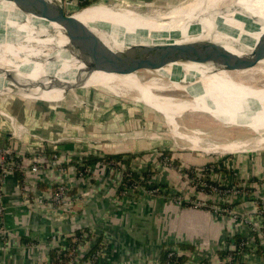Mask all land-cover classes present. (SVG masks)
Instances as JSON below:
<instances>
[{
    "label": "crops",
    "instance_id": "1",
    "mask_svg": "<svg viewBox=\"0 0 264 264\" xmlns=\"http://www.w3.org/2000/svg\"><path fill=\"white\" fill-rule=\"evenodd\" d=\"M102 1L169 9L187 2L186 0ZM9 92L10 90L2 89L0 96ZM50 92L53 93L34 94L39 101L52 103L59 102L65 93L64 90ZM19 99L23 100L6 95L1 98L0 106L2 109L6 108L5 114L19 116L18 121L21 125H15L16 128L13 129L10 125H13L14 119L10 121L8 116L5 121L0 116V146L12 148L26 167L30 165L34 156H44L50 160L49 157L53 153H58L61 158L60 165L55 168H48L47 165L42 167L38 174L29 176L27 186L32 194L40 196L48 191H55L60 183H66L71 190L70 196L74 200V208L72 212L66 214L50 212L24 191L16 173L6 176L0 184L2 203L5 207L4 214L0 217V264H46L47 259H51L53 250L67 249L72 237L79 232L84 234V237L77 247L76 258L72 264H163V254L171 249L178 251L180 257L186 259L183 264H223L222 259L228 254L235 257L234 264H264V243L258 232L252 230L253 224L262 226L264 221L256 203L258 197L264 196L262 185L264 153L239 154L230 159L216 160L223 161L227 171L218 168L207 172L209 177L215 178L211 181L221 185L232 183L235 179L232 175H235V171L239 172L238 183L246 185L244 187L248 195L246 198L227 196L223 202L215 198V203L209 204V208L201 209L181 205L174 200L175 196H180L182 201L186 200L185 202L188 201L186 199L188 197H199V192L196 193L189 181L190 172L182 170L184 167L161 168L157 166L158 160L154 155H151L150 184L158 186L160 193L153 194L145 189L124 195L121 193L123 170L112 166L111 162L88 164V173L86 177L81 178L78 175L79 167L76 160L68 163L70 155L74 153L73 144H60L56 147L42 140L39 142L32 139L29 136V127L38 132L50 131V128L46 127L43 119L28 115L21 104L18 109V103L22 102L15 100L20 101ZM36 107L43 109L40 106ZM103 110L106 111V107H103ZM100 114L98 117L95 114L96 119L95 117L92 119V124L97 123L103 136L115 138L106 145L108 149L114 151L109 155L123 153L121 155L124 161L138 158L137 154L144 148L142 141H134L129 147L128 145L125 147V142L116 139L115 133L121 130L118 119L105 121L103 116L99 118L102 115ZM37 116H40V111ZM63 128L70 126L66 125ZM161 143L174 147L175 142L169 139ZM53 149L58 152H53ZM84 155H87L84 157L85 160L90 155L103 157L108 154L95 152ZM163 156H171L172 159L179 160L181 166L185 165V154L164 155L163 153ZM198 160L203 164L213 163V160H206L207 162ZM188 161L202 165L194 162V158H189ZM20 175L23 179L22 173ZM214 206L227 208L231 213L217 214L212 209ZM54 237H56L55 242ZM238 242L246 243V247L238 248Z\"/></svg>",
    "mask_w": 264,
    "mask_h": 264
},
{
    "label": "bare ground",
    "instance_id": "2",
    "mask_svg": "<svg viewBox=\"0 0 264 264\" xmlns=\"http://www.w3.org/2000/svg\"><path fill=\"white\" fill-rule=\"evenodd\" d=\"M32 1L54 12L61 4V0ZM74 16L105 46L118 51H136L182 40H215L228 50H234V45L245 49L248 44L245 41L264 45V0H189L167 11L155 8L149 12L121 3L114 6L99 3ZM251 20L260 27L256 29ZM253 50L245 49V52ZM81 52L67 25L26 14L12 2H0L1 69L14 70L21 78L35 82L54 80L69 89L67 85L72 84L63 81L77 79L85 69L79 60ZM251 64L254 67L247 70L240 66L197 69L191 65H205L177 62L154 71L165 77L147 81L108 63L87 83L107 95L155 108L169 126L170 136L188 143L192 151L247 153L264 149V63ZM11 86L5 78H0V90H11ZM165 91L180 92L189 99L157 93ZM37 92L43 91L37 88L32 94ZM197 114L210 115L224 127L248 129L260 138L227 142L224 137L222 143L212 144L201 129L191 133L181 131L179 120ZM9 119L15 118L9 116Z\"/></svg>",
    "mask_w": 264,
    "mask_h": 264
},
{
    "label": "rangeland",
    "instance_id": "3",
    "mask_svg": "<svg viewBox=\"0 0 264 264\" xmlns=\"http://www.w3.org/2000/svg\"><path fill=\"white\" fill-rule=\"evenodd\" d=\"M106 0L105 2H107ZM189 1V0H186ZM62 4L65 7V12L69 15L85 10L90 7H94L95 5L99 3H104L102 0H88L89 6H82L83 2H86V0L80 1V0H61ZM118 4L117 2L110 1L108 4ZM134 10H139L141 12H149L155 8L157 9H163L167 11L169 8H161L159 7H152V6H141V5H124ZM247 42V46L245 49H256V48H264L263 44L259 42ZM245 49H239L244 51H239L237 49L229 50L233 52L234 54L245 56L246 60L249 63H258L262 64L264 63V59H259L256 57L251 56L252 52H245ZM194 68L197 69H222L228 66H240L237 62H224L220 63L216 67H213L211 65H205V66H197V65H191ZM132 76L138 78V79H145L150 80L151 78H162L165 77L164 74L158 73V72H152V71H145V72H137V73H129ZM77 79L75 77H72L70 79H66L63 81L64 84L71 83L69 89L76 83ZM68 89V90H69ZM85 91V93H84ZM49 93H53L48 91ZM47 92V93H48ZM159 95H166V96H172L177 97L179 99L188 100L189 98L180 92H172V91H165V92H157ZM168 93V94H167ZM176 93V94H175ZM58 94V93H57ZM60 94V93H59ZM99 94V95H98ZM56 95V94H55ZM101 95V96H100ZM5 96V95H4ZM4 96H0V104H1V98ZM7 96V95H6ZM20 100V99H19ZM16 102H22L18 103L17 106L18 109H20L21 105L22 107H25V112L27 111L28 115L34 116L36 119L41 118L43 119L46 127L50 128L46 131H34L33 128H28L29 130V136L32 139H36L39 142L44 141L46 144L49 143L51 146L58 145H66V144H73L74 148L72 152H76L79 155H81L83 158L87 155H84L86 153L95 154L97 152L100 153H106V154H113L114 151L112 149H108L106 146L108 143H111L110 139L102 135L103 132H101V128L98 127L94 123L92 124V119L96 116L98 117L99 113L100 119L103 116V119L105 121L113 120L114 118L118 119L120 122L121 130L118 133H115L117 136L116 139L118 141L125 142V147L129 144L141 140L143 147L141 152L137 154L138 158H142V161L145 165H147L148 170L151 171V165L152 157L151 155H154L155 158L158 160L157 166L161 168H166V162L168 163L169 169H181L182 170H188L191 174V171L194 169V172L198 170L201 172L205 167H207L209 164L203 162L201 163L198 159L204 160V162H207L206 160H213V163L218 162L222 159H230L233 156H237L239 154H249V155H256L260 153H264V149H260L257 151H251L247 153H237V154H204L200 151H192L189 149V144L185 141H176L173 137L170 136V128L165 122L164 118L160 113L157 112L155 108L147 107L142 104H135L127 100H122L120 98H116L110 95H107L100 90L96 89L95 87L91 86L87 83V85L84 86V88L80 89V93L78 96L77 101L73 104L72 107L69 108V110L66 113L61 114H50L51 112L47 109H40L33 105V103L25 101V100H15ZM113 102V103H112ZM21 104V105H20ZM103 107H106V111L103 110ZM42 108V107H41ZM6 108L3 107V109L0 106V116L5 119V117L2 115L6 113L4 110ZM38 111H40V116H37ZM96 111V112H95ZM116 113H113V112ZM136 111V112H135ZM138 113V115H137ZM26 114V113H25ZM96 114V116H95ZM13 116V115H12ZM14 123L13 125H10L13 129L16 128L15 125L20 126L21 123L18 121L19 116H13ZM72 117V119L70 118ZM76 117V119H75ZM72 120V121H71ZM180 125L182 126L183 132L191 133V130L194 129H201L202 132L207 133V138H209V143L212 144H220L224 140L223 138H227V142H233L238 140H257L260 137L252 133L248 129H232L231 127H224L221 126L218 122L213 119L210 115H186L182 117V119L179 120ZM8 124H10V121H8ZM72 124V125H70ZM70 126V128H63L64 126ZM94 125V127H93ZM186 130H185V128ZM52 128V130H51ZM71 130V131H70ZM74 132V133H73ZM138 133V134H137ZM140 133V134H139ZM115 134H112L115 136ZM222 138V139H221ZM172 140L174 144V147L171 145L162 144L164 140ZM42 140V141H41ZM225 141V142H226ZM251 142V141H247ZM176 148V149H175ZM56 150V149H53ZM58 150V149H57ZM58 152V151H57ZM132 152V151H131ZM163 153L176 155V154H185V165L181 166V164L178 162L179 160L172 159L171 156H163ZM115 154V153H114ZM123 154V153H118ZM202 155V156H201ZM136 156V155H135ZM194 156V157H193ZM175 157V156H174ZM204 159H201V158ZM129 158V157H128ZM189 158H194V162H199L202 165H195L192 162H189ZM198 158V159H197ZM217 158V159H216ZM131 159V158H130ZM129 160V159H128ZM133 161V158L131 159ZM218 160V161H216ZM129 166L131 165V162ZM211 163V164H213ZM177 164V165H176ZM127 166V165H126ZM154 167H152L153 170ZM158 168V167H157ZM232 169V167H230ZM152 172V171H151ZM239 172L235 171V175H232L235 179L232 183H226L227 185H221L222 187H230L234 188L233 190L238 191V187L241 189H244L246 185L238 183L239 181ZM189 176V181L191 182L192 186L195 188L196 193L199 194V197H188L186 198L187 202H192L200 205H211L212 203H215L214 200L217 198L218 200H223L227 196L232 197H244L248 196L245 191L243 193L237 195L236 193H228L226 194L225 191L221 195L219 191H214L213 189H205L204 192L197 191L196 186L194 185L197 181V179H194L193 177ZM200 176L208 183L209 180H215V178L209 177V174L203 173ZM232 177V178H233ZM208 180V181H207ZM262 185L264 186V176L262 177ZM204 182V181H203ZM175 199H181L180 196H175ZM186 201V200H185ZM263 203L264 205V196L258 197V202ZM211 202V203H210ZM258 206V210L261 213V206ZM221 207V206H220ZM213 208H219V206H214ZM264 213V209H263ZM262 215V214H261ZM261 226L253 224L252 230L256 231L259 230ZM258 233L260 234L261 231L259 230ZM262 234V233H261ZM262 242L264 243V235H260ZM254 245V242H253ZM250 246V245H249Z\"/></svg>",
    "mask_w": 264,
    "mask_h": 264
},
{
    "label": "water",
    "instance_id": "4",
    "mask_svg": "<svg viewBox=\"0 0 264 264\" xmlns=\"http://www.w3.org/2000/svg\"><path fill=\"white\" fill-rule=\"evenodd\" d=\"M2 1L14 3L20 11L26 14L43 18L59 25H67L72 38L82 49L79 60L85 65V69L79 73L76 83L68 91L63 89L57 81L50 80V83H48L49 81L35 82L27 78H21L14 70L0 68V78H5L13 85L10 87L9 94L5 95L21 98L47 109L51 113H66L77 101L80 89L84 88L95 72L102 71L108 63L117 66L121 72L127 73L159 71L177 62L211 65L213 67L224 62H237L242 70L254 67L246 60L245 56L234 54L215 40L201 42L182 40L136 51L113 50L105 46L90 30L83 27L73 14H67L62 2L58 5L57 12H54L50 7L43 6L32 0H0V2ZM254 25L256 29L260 27L258 24L254 23ZM241 38L245 39L246 37L242 36ZM234 46L235 49H241L239 45ZM251 56L264 59V49H254ZM37 88H40L43 92L64 90L65 93L59 102L46 103L39 101L36 95L32 94V91Z\"/></svg>",
    "mask_w": 264,
    "mask_h": 264
},
{
    "label": "built area",
    "instance_id": "5",
    "mask_svg": "<svg viewBox=\"0 0 264 264\" xmlns=\"http://www.w3.org/2000/svg\"><path fill=\"white\" fill-rule=\"evenodd\" d=\"M2 115L7 119V115L3 114ZM53 152H57L54 150ZM75 154V155H74ZM71 157L68 160V163L71 160H76L75 162L77 165L80 167H83L84 169H78V175L81 178L86 177L88 173V167L84 165V158L75 152L73 155H70ZM62 157V156H61ZM74 157V159H73ZM50 160H47L44 156H34L31 159L30 165L29 166H24V163H22L19 160V157L15 154L12 148L6 147V146H0V184L1 182L4 181L5 177L8 176L9 174H13L15 172H20L23 175L22 183L21 186L23 187L24 191L27 194H30L32 196V199L36 201L40 206L43 208L45 207L48 211H55L58 214H66L69 212H72L74 208V200L70 196V187L66 183H60L58 187L55 189V191H48L46 194H42L40 196H36L35 194H32L28 188L29 183V176L32 174H38L42 167L46 166L49 167H57L60 165L59 163L61 162V158L59 154L53 153L51 157H49ZM166 168L168 167V163L166 162ZM217 164V163H213ZM111 165L123 170V180L121 183V193L124 195H129L131 193H135L138 191H145L146 189V184L151 183V171L148 170L147 165L144 164L142 161V158H134L133 159V164L128 168L126 166H123L122 163L119 162H111ZM221 169L219 166L212 165L211 167H205L201 172L196 170L194 172V169L191 171L193 173V176L195 177L194 179H197L196 183L194 184L197 188V191L204 192L205 189H213L214 191H219L220 194L222 195L225 191L226 194L230 193H236L237 195L243 193L245 191L244 189H241L238 187V191L233 190L234 188L230 187H222L219 184L214 185L210 182H206L201 174L204 172L207 173L208 171L211 170H218ZM204 181V182H203ZM208 181V180H207ZM211 181V180H210ZM148 190V189H147ZM151 193H160V189L156 188L154 190H150ZM176 200L179 204H183L182 199H174ZM192 205L193 208L196 209H201V208H209V205H200L192 202H187ZM259 206H261V214L264 218V205L263 203L256 202ZM217 214H230V210L227 208L220 207L219 208H212ZM5 211V207L3 206L2 203V193H1V185H0V217L3 216ZM261 233L264 235V221L263 225L259 229ZM259 230H256L254 232H258ZM5 233V232H4ZM259 234L262 235V234ZM84 234H82L80 237L78 236H73L72 241L67 249H56V258L54 261L52 259H47L46 264H63L64 260L68 261V264H72L75 261L76 258V250L83 239ZM261 237V236H260ZM54 242L56 237L53 238ZM240 246V247H239ZM238 248H244L246 247V243L242 242L240 243ZM180 257V253L176 250H169L167 254V263L166 264H179L178 258ZM235 257L231 254L225 255L222 259L223 264H234Z\"/></svg>",
    "mask_w": 264,
    "mask_h": 264
},
{
    "label": "trees",
    "instance_id": "6",
    "mask_svg": "<svg viewBox=\"0 0 264 264\" xmlns=\"http://www.w3.org/2000/svg\"><path fill=\"white\" fill-rule=\"evenodd\" d=\"M80 1H83V0H80ZM89 2H83L82 6L86 7V6H89ZM164 155H166V153H164ZM132 159V158H131ZM131 159L127 160V161H124L123 160V155L119 154V155H105L103 157L101 156H93V155H90L88 156L87 158H85L84 160V165L85 167L90 164V163H98V162H103V163H108V162H119V163H122V164H125L127 165V167L129 168V164H130V161ZM134 159V158H133ZM177 165V164H176ZM212 165H216V166H219L221 168V171H227V169L225 168V166H223V161H220L218 162L217 164H209L207 167H211ZM78 167H80L79 165H77ZM80 169H84L83 167H80ZM220 171V170H219ZM17 177L19 178V182L20 184L22 183V178H21V175L19 172H15ZM190 176H193V173L190 174ZM210 183L214 184V185H217L215 182L213 181H210ZM146 189L148 190H154L156 189L158 186L156 185H152V184H146ZM183 204L187 207H192L191 204L187 203V202H183ZM82 235L81 232L79 233H76V236L80 237ZM241 242V241H240ZM240 242H238V244H240ZM169 250H167L164 254H163V257H162V263L163 264H166L167 263V254H168ZM56 258V250H53L52 253H51V259L52 261H54ZM184 261H186V259L184 260L183 259V256L182 257H179L178 258V262L179 264H183ZM63 264H68V261L67 260H64Z\"/></svg>",
    "mask_w": 264,
    "mask_h": 264
}]
</instances>
